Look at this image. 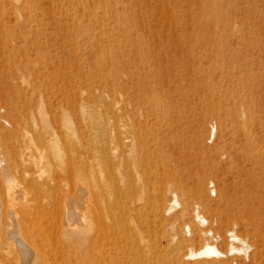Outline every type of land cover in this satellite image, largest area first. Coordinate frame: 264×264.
I'll return each mask as SVG.
<instances>
[{"label":"rangeland","instance_id":"rangeland-1","mask_svg":"<svg viewBox=\"0 0 264 264\" xmlns=\"http://www.w3.org/2000/svg\"><path fill=\"white\" fill-rule=\"evenodd\" d=\"M142 71L149 91L137 89ZM115 116L116 128L129 118L142 127L140 161L129 156L126 163L134 169L152 160L161 195L160 213L147 209L143 228L113 207L121 239L108 245L91 226L89 188L108 190L121 166L105 138ZM51 131L62 143L57 168L66 181L61 193L40 196L49 206L33 220L45 227L44 238L63 243V264H103L104 256L111 264H164L176 246L200 250L206 241L198 235L210 230L221 235L214 243L225 255L181 264H249L253 257L264 264V0H0V173L5 191L13 189L10 202L22 199V179L11 175L21 145ZM42 152L30 160L49 166L51 149ZM231 231L250 248L230 241ZM103 245L111 252L102 254Z\"/></svg>","mask_w":264,"mask_h":264},{"label":"bare ground","instance_id":"bare-ground-1","mask_svg":"<svg viewBox=\"0 0 264 264\" xmlns=\"http://www.w3.org/2000/svg\"><path fill=\"white\" fill-rule=\"evenodd\" d=\"M143 62H145V63H144V65H141V66H145L146 67V61H143ZM128 72L129 73H133L130 70ZM116 74H118L117 71L113 75H116ZM143 76L144 75H143V71H142V75H140L138 77V79L136 80V83L138 85L137 89H139V90L143 89L144 91L145 90L149 91L148 89L149 88H153V87L149 86L148 83H146L144 81V77ZM110 85H111V89L115 91V86H113V83L110 84ZM153 91H154V89H151L150 92L154 93ZM116 92H114V93H116ZM150 95L151 96H150V98H148L147 101L150 102L154 106L155 104H157L156 102L159 101V99L157 98L155 93L154 94L150 93ZM123 105H125V104H123ZM138 106H139V110H141V109L145 108L146 102L141 101V103H138ZM126 107H127V105H126ZM147 108H148V111H149L150 110L149 106H147ZM115 109H117V108H115ZM126 111H123L124 115L128 114ZM141 111L143 112V110H141ZM118 112H119V109H118ZM129 115H130V113H129ZM117 117L115 116V119L110 123L112 125V127L114 126V128H112V130H109L107 135H106L107 131L105 133V135H106L105 138H106V140L108 142L104 141L105 139H103L104 138L103 134H102L103 138L101 137L102 138L101 140H103L108 145H110V148L107 145L108 146L107 149L109 148V150L107 151V154H109L112 158L116 157L117 159H119V160H116V159L115 160L119 161V163H120L119 165H121V166L118 169L113 170V172H111L112 174L110 173L111 179H109L110 177L107 178V179L111 180V184H110V187H109L108 190L106 189V191H102L103 189H101V190H99L97 192H94L95 190L90 189L91 187L89 188V197H90L89 198V204H90L89 205V209H90V206H91L90 213L92 214L90 218H93L91 220L92 221L91 226H93V224H94V227L96 226V228H94V229L100 235V236L99 235L98 236L101 237V238L103 237V239L108 243V245L112 243L111 241L114 240V238H116L118 241H120V239H121V238H119L117 236L118 235L117 233H119V230L117 228L118 224H116L117 219L115 218V214L113 215L114 211L111 212L113 207H116L115 211H117V209H119L121 211V209H122L123 210V214L122 215H124L126 217L125 219H127L126 222H128L129 225H132L133 227L135 226V227H138V228L139 227L143 228L144 221H145V223H147L146 220H145L146 218H144L145 211L147 209L149 210V212H154V215L160 213V209H159L160 197L159 196L161 194L159 195V192L156 190V187H157V183L160 182L158 180H161V179H159V171H157L158 170L157 169L158 168L157 165L155 163H152V160L150 159L151 162L148 161L150 163L149 166L144 167L143 164L141 166H139L140 162H138V163H135L136 165H135L134 169L132 167H131L132 169H130L129 167H130L131 164L128 165L129 161L127 162L128 164L126 163V159L130 160L129 156H131L135 160L137 158L138 159L141 158V156H140L141 153H137L138 151H136V149L138 147H141L142 145H146V140H147L146 137L144 136V134H142L143 132L139 131V128H142V127L140 126V124L137 125V122L135 123L133 120H131L129 118V121H128L129 126L127 125L128 128H126L127 126L125 128H116V122L115 121H116ZM131 117H133V116H131ZM118 119H119V117H118ZM117 123H118V121H117ZM128 123H125V124H128ZM123 127H124V125H123ZM35 129L37 130L38 134L40 135L41 132L39 131V129L38 128H35ZM51 132L49 134V138L45 139L44 138L45 136L43 138L38 136L40 138H39V140L37 142H33V141L29 140L28 144L21 145L20 155L22 156V160L20 162H17L15 164H13V166L11 168V170H12L11 175H13V177H20L22 179L21 181L18 179V181H20V187L23 190L22 199L20 201H15L14 202L12 200L10 202L11 197L9 198V195L12 194V190L13 189L9 188L8 191H7V189L5 191V188L2 186V179L5 176H3L2 173H0V200H1V198H3L4 204L3 203L2 204L5 205V207H6L7 211H8V213L6 214L5 217L0 215V250L1 249L4 250L3 252H1L2 250L0 251V264H63L62 263L63 262V258H64V253H63L64 245H63V243L60 240H58V239L51 240L50 238H44L43 237V231H45V227L35 225V222L33 220L34 216H42V215H44L45 209L46 208L48 209V207H46V205L49 206V202L43 201L44 197H43L42 200H40V198H41L40 196H45L44 194H46L47 191H48L49 194H53V193L57 194V193H59L61 191V186L66 181L65 178L64 179L61 178L60 169L57 168L59 166L58 159L61 157L60 154L62 153L61 152V150H62L61 149V144L62 143H61L60 138L56 135V133L55 132L51 133ZM99 133H100V131L98 133H96V134H99ZM96 134H95V136L97 137ZM25 141H27V140H25ZM96 141H98V139H96L95 142ZM91 147H92V145H91ZM46 148L51 149L50 157H51V159L52 158L54 159V161H50V164H49L50 167L46 165L47 168L49 167V171L51 173L47 172V170H45L46 167H45V162L43 160H38V163H37L36 159L39 158V157L37 158L38 155L35 157L36 158L35 159L36 161H34L35 165L30 160V156L34 157L35 154H39L40 155V152H42V150H44ZM107 149L104 147L105 151ZM127 149H128V151H127ZM101 152H103V151L101 150ZM126 152L127 153L130 152V153H128V156H126L127 155ZM98 154H99V152H98ZM27 155H29V157H27ZM103 155H101V156L98 155V156L101 158ZM62 157L64 158L63 155H62ZM62 157H61V161L63 159ZM105 157L103 156V158H105ZM150 158H151V156H150ZM39 159H41V157ZM110 160H112V159H110ZM46 161H47V159H46ZM139 161H140V159H139ZM104 163H106V162H104ZM111 163H112V161H111ZM117 164H118V162H117ZM160 166L162 167V168H160V170L163 169V166L162 165H160ZM33 167H35V168H33ZM51 167H52V171L50 170ZM92 167H94V166H92ZM111 170H112V168H111ZM108 172H110V171H108ZM108 172H106V173L108 174ZM169 172H170V175H171V171H169ZM67 173H66V175H67ZM81 173H82V171H81ZM162 173L163 172H161V174ZM170 175H168V176H170ZM168 178H171V177H168ZM99 179L100 178H98L97 182L99 181ZM170 181L168 182L169 184H170ZM9 184H10V181H9ZM172 184H170V187L172 186ZM89 185H90V182H89ZM167 186H168V184H167ZM100 188L101 187L99 186V189ZM50 196H52V195H50ZM77 197L78 196H76V198ZM49 198H51V197H49ZM84 198H85V196H84ZM13 199H15V198H13ZM172 199H173V202H176L175 196ZM48 200L51 201L50 199H48ZM53 200H54V198H53ZM69 201L70 202L69 203L66 202V205H64V206L66 207V209H69V212L71 213L73 208H74V204H75L74 201L75 200H69ZM59 202H60V200H59ZM52 203L54 204L55 202H52ZM52 203L50 204V206L53 205ZM172 206H175V203L172 204ZM33 207H34V209L36 208L35 209L36 210V215L32 214V212H31ZM62 207H63V204H62ZM92 207H94V208H92ZM51 208H49V209H51ZM60 208H61V206H60ZM63 208H61V209H63ZM34 209H33V211H35ZM60 212H61V210H60ZM114 213H116V212H114ZM46 214H49V213H46ZM76 214H73V215H76ZM109 215H110V217H109ZM85 216L81 217L82 218V222L81 223L84 224V227H87V222L85 221V219H86ZM47 217L49 218V216H47ZM58 217H57V220H58ZM61 217H62V215H61ZM75 217L76 216H74V218ZM118 218H120V220H123V219H121L120 216ZM149 218H151V217L149 216ZM198 218L200 219V221H202L204 219V218L202 219L201 214L200 215L198 214ZM61 222H63V221H61ZM71 222L72 221H70V223ZM70 223H69V225H70ZM156 223H157L156 221H153V224H156ZM186 225L188 226V228H187V233H188V232H190L189 228H191V227L188 224H186ZM145 227H147V225H145ZM148 230L150 231L149 227H148ZM133 231H135V230H133ZM82 232H85V230H83ZM140 232H142V231H140ZM190 233H189V235H190ZM202 233L203 234L198 235V237H199V239H204L206 241V243L200 250L194 251L193 249H189L187 252L183 253L181 251L182 247L179 248V247L176 246V249L174 251L175 255L173 256L174 258L167 259L164 264H166V263L167 264H181L184 257L191 259V258H196V257H199V256H210V255L223 256V255H225L224 252L220 251V249H218L217 245L214 243V241H218L219 239H221V235L213 234V232L211 230L210 231H206V232H202ZM141 234L143 235V233H141ZM145 235H146V233H145ZM148 235H146V237L149 238ZM123 236H125V235H123ZM132 236H135V234L134 235L132 234ZM93 237H94V234H93ZM93 237L91 239H93ZM139 238H137V239H139ZM228 238H229L230 241H241L243 243L244 249H246V250L250 248L249 244L246 241V239L241 238L234 231L229 232ZM91 239H90V241H91ZM98 239H96V240H98ZM87 241H88V239H87ZM123 241H121V242H123ZM137 242L138 241H136L135 243H137ZM140 242L141 241H139L138 244H140ZM133 245H135V244H133ZM124 246H125V244H124ZM140 246H141V244H140ZM107 248L108 247L106 245H103V248H101V253L104 254V253L111 252ZM235 250H236V247H234L232 245L231 246V251L234 253ZM150 251H152V250H150ZM88 252H89V250H88ZM153 252H150V253L154 254ZM33 254H34V256H33ZM92 255H93V253H92ZM152 256L153 255H151V257ZM247 256H248V254H247ZM35 260H38V261L36 262ZM108 261L109 260L105 256H104V258H102L100 260V262L103 263V264H111ZM116 263L117 264H125V263H122L119 260H117ZM258 263H259V261H257L253 257L249 264H258ZM159 264H162V262H160Z\"/></svg>","mask_w":264,"mask_h":264}]
</instances>
